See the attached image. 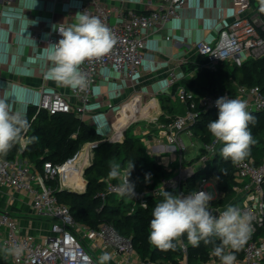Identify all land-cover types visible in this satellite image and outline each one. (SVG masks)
Instances as JSON below:
<instances>
[{"label": "built area", "instance_id": "built-area-1", "mask_svg": "<svg viewBox=\"0 0 264 264\" xmlns=\"http://www.w3.org/2000/svg\"><path fill=\"white\" fill-rule=\"evenodd\" d=\"M147 1L153 5V9L123 10L121 22L115 23L112 22V17L116 9L106 0H82L80 12L100 18L115 35L117 42L102 58L85 61L80 66L86 84L82 88H71L70 96L75 97L76 103H72L66 93L48 91L42 85L37 112L46 110L50 115L61 112L76 113L83 118L93 94V87L102 70L109 67L127 78H136L146 57L149 30L162 27L171 19L180 17L181 10L187 4V0ZM263 1L233 0L235 18L221 29L218 38L215 41L199 40L194 44L196 53L205 59L199 65V69L206 67L215 71L221 64L242 66L247 61L264 57V13L261 6ZM67 27L69 25L66 23H58L46 36L34 35V37L47 46L55 44L62 38L59 31ZM176 81V73L171 71L169 84L174 85ZM222 96L246 101L249 112L264 111V91L260 85H238L233 93L224 91L204 95H198L192 90L179 86L176 90V98L185 104V112L177 115L168 124L159 122L156 117L153 122L158 128L157 131L147 129L140 133L149 155L151 153L181 155L180 163L176 168L172 166L175 158L169 157L165 162V170L175 171L176 177L162 179L160 186L153 188L143 190L134 188L135 195L132 197L136 204L147 207L149 197H161L163 189L167 192L173 190L171 192L179 196H187L197 191L207 192L206 173L201 175L202 183L198 186L195 182L192 189H189L187 181L197 170H205L221 161L222 156L219 151L221 145L213 137L209 142L202 140L195 133L194 126L200 120L202 113L218 111L215 101ZM118 111L115 104H107V114ZM138 119L139 117L131 122ZM183 134L193 138L198 144L196 161L188 166L183 165L184 153L187 151ZM108 140L122 142L124 137L122 135L117 139L111 136ZM101 141L85 143L89 145V160L93 158L94 149ZM81 148L63 163L54 164L51 160L44 161L41 169L27 159L22 160L21 154L15 159H6L0 155V186L28 194L36 216L48 223V233L40 238L33 233L23 232L16 216L8 210H0V247L3 250L12 246L23 249L19 256L9 255L12 264H100L85 245V240L102 242L112 247L115 253L125 255L130 262L132 258L131 264H164L158 260L140 258L132 239L120 234L112 224L102 223L93 228L77 221L69 206L58 200L55 193L57 189L67 190L72 187L66 183V173L69 164L78 158ZM54 179H58L59 182L56 187L49 184V180ZM129 179L132 183L131 177ZM233 180L234 195L224 203L222 199L225 193L219 189L216 179L222 197L210 201V209L218 215L228 205H232L251 216L253 230L243 246L242 256L235 252L236 264H264V156L259 162L255 157L249 156L242 163L236 164ZM106 182L107 192L119 195L122 176L116 181L106 180ZM148 194L151 195L147 196ZM182 240L183 244H179L183 251L181 264H190L187 243L184 237ZM199 264H220V261L211 258Z\"/></svg>", "mask_w": 264, "mask_h": 264}, {"label": "crops", "instance_id": "crops-1", "mask_svg": "<svg viewBox=\"0 0 264 264\" xmlns=\"http://www.w3.org/2000/svg\"><path fill=\"white\" fill-rule=\"evenodd\" d=\"M106 1L116 9L112 17L115 23L121 22L123 10L153 9L147 0ZM81 3L82 0H37L33 8V0H0V99L5 97L12 86L37 95L38 102L29 103L27 113L30 106L38 105L40 88L44 85L48 91H62L72 103L77 102L75 97L70 96V87L47 79L46 73L51 64L41 59L43 48L47 45L38 41L34 35L46 36L56 24L62 22L71 26L76 22L75 15L81 13ZM234 18L233 0H187L180 17L171 19L162 27L149 30L146 57L136 78H127L109 67L102 70L82 119L96 128L102 136L100 140L111 136L118 139L122 135L125 139L129 134L140 136L141 131L145 130L140 127L131 129V120L137 117H146L147 124L151 125L146 128L157 131L153 122L156 117L183 114L185 104L176 98V88L184 87L186 80L202 70L199 69L200 56L194 50V44L199 40L215 41L221 29ZM29 36L37 46L27 42ZM171 71L176 73L177 81L174 85L169 84ZM109 103L115 104L119 111L107 114ZM87 146L82 144L81 151L85 147L87 150ZM23 150L19 152L21 159H27L37 166L22 154ZM164 154L151 153L150 157L163 167L169 157L175 158L172 166L176 168V155ZM89 164H82L84 184L86 180L83 170ZM84 184L79 188H83ZM0 210H8L16 216L23 232L33 233L40 238L48 233V223L36 216L26 193L0 186ZM85 242L100 264L132 263V258L130 262L125 255L115 253L112 247L102 242Z\"/></svg>", "mask_w": 264, "mask_h": 264}, {"label": "trees", "instance_id": "trees-1", "mask_svg": "<svg viewBox=\"0 0 264 264\" xmlns=\"http://www.w3.org/2000/svg\"><path fill=\"white\" fill-rule=\"evenodd\" d=\"M261 6L264 13V1ZM199 60L201 63L205 61L202 57ZM184 84L186 89L192 90L198 95L224 91L233 93L238 85H260L264 91V57L247 61L242 66L221 64L215 71L205 67L191 79L186 80ZM250 113L256 118V122L249 125L253 138L256 140L251 148L250 156L255 157L259 162L264 156V111ZM175 117V115L167 117L160 115L158 121L168 124ZM26 118L30 123L27 136L38 137V140L28 144L22 154L34 161L39 169L42 168L43 162L46 160H51L54 164L63 163L77 153L82 144L102 138L93 125L84 121L76 113L61 112L50 115L46 110L37 112V106L32 105L26 113ZM217 118L218 111L216 110L202 113L200 120L194 126L195 133L202 140L211 141L212 136L207 129V124ZM20 149L19 145L14 146L7 155L1 156L6 159H14ZM148 157L149 154L141 136L129 134L122 142L102 140L94 149L92 164L84 172L85 178L88 180L87 189L82 192L57 189L55 193L60 202L69 206L77 221L93 228L102 223H109L120 234L130 237L140 258L158 260L164 264H181L183 251L179 244L174 250L162 251L148 241L153 208L164 197L150 196L147 207L136 204L134 209H122L121 197L123 196L108 193L106 189V180H117L109 177L110 165L113 163H119L122 167L125 162L128 165L133 162L134 167L130 177L138 190L143 189V179H146V174H153L155 177L158 175L157 173L162 176L168 174L161 164L155 161L150 162ZM235 165L222 157L220 162L212 164L207 169L197 170L188 179L187 185L189 189L194 188L195 178L204 173L206 176H214L218 181L219 189L225 193L223 202H228L234 195L232 186ZM49 184L54 187L58 186V179L49 180ZM184 238L188 247L190 264H199L200 261L205 262L212 257L218 259L211 255V249L214 246L212 243L201 242L198 247H193L188 243L186 235ZM211 239L215 244L220 243L217 237ZM242 251L243 248L237 252V255L242 256ZM0 264H8L1 254Z\"/></svg>", "mask_w": 264, "mask_h": 264}, {"label": "clouds", "instance_id": "clouds-1", "mask_svg": "<svg viewBox=\"0 0 264 264\" xmlns=\"http://www.w3.org/2000/svg\"><path fill=\"white\" fill-rule=\"evenodd\" d=\"M36 4L37 0H33V8ZM75 20L71 26L62 28L59 31L62 38L44 47L41 54V59L51 64L46 73L47 79L72 89L82 88L86 84L80 66L85 61L102 58L117 42L115 35L100 18L77 13ZM27 38L29 44L37 46L30 36ZM36 102L37 95L17 86H12L0 99V155H7L17 145L24 149L38 140V137L27 136L30 123L26 118L27 105ZM215 106L218 108V118L208 122L207 129L221 145L219 151L223 159L240 164L250 156L251 148L256 143L249 129L256 118L247 111V103L242 99L222 96L215 101ZM133 167L132 162L122 174L119 163L110 165V178L122 176L118 193L121 196L135 195V185L129 179ZM150 175L146 174V179H150ZM161 194L164 198L153 208L149 224L148 241L151 245L162 251L174 250L178 244H183L182 238L186 235L193 247H198L201 242L212 243L211 255L217 257L220 264H236L235 252L243 248L253 230L249 214L242 213L232 205L218 215L214 214L210 201L215 196L210 192L197 191L179 196L163 189ZM212 237L219 238L220 243L215 244ZM22 251L19 246L4 249L5 255L12 256H19Z\"/></svg>", "mask_w": 264, "mask_h": 264}, {"label": "rangeland", "instance_id": "rangeland-1", "mask_svg": "<svg viewBox=\"0 0 264 264\" xmlns=\"http://www.w3.org/2000/svg\"><path fill=\"white\" fill-rule=\"evenodd\" d=\"M147 123H148L147 118L146 117H141L138 120L133 122V125L131 126V129L140 127V129L147 130L146 127H149V126L151 127V125L150 124L148 125ZM145 130H142L141 133L144 132ZM130 133H131V131H130ZM259 136H261V135L259 134ZM182 137L184 139L185 145L187 146V151L184 153V163H183V165L184 166H188L189 164H192L193 162L196 161L195 159H196V157L198 155V148H197L198 144L194 141L193 138H189L186 134H183ZM167 155H168V153L164 154V156H167ZM175 157H176V162H175L174 166L177 167L179 165V163H180L181 155L176 154ZM151 158L152 157H150V155H149L148 159L150 160V162L151 161L153 162L154 159L153 158L151 159ZM92 159L93 158H90V162H91L90 164H92ZM128 167H129L128 163L125 162L124 165L121 167V171L122 172L127 171ZM175 173H176L175 171L168 172V174L166 176L165 175L162 176L159 173H157L158 175L156 177L152 174L150 176V179H143V182H144V188L143 189H149V188H153L155 186H160L162 179H166V178H169V177L170 178H174V177H176ZM85 180L86 181H85V184H84L83 188L81 187V188L77 189L78 190L77 192H82V191H85L87 189L88 180L86 178H85ZM195 181H196V184L199 186L202 183L201 176H197L195 178ZM171 191H173V190H170L169 193L174 195L175 193H173ZM206 191L212 193L215 196V199L222 197L220 191L218 190L216 178L214 176H208V186L206 187ZM71 192H73V191H71ZM121 200H122V204H123L122 209H124V208L134 209V207L136 206V201L131 196H126L125 195V196L121 197ZM85 245H86V242H85ZM0 254H1L2 258L5 261L8 262V264H12V261H11L9 255H5L4 250H2L1 248H0ZM200 263H203V262L200 261Z\"/></svg>", "mask_w": 264, "mask_h": 264}, {"label": "bare ground", "instance_id": "bare-ground-1", "mask_svg": "<svg viewBox=\"0 0 264 264\" xmlns=\"http://www.w3.org/2000/svg\"><path fill=\"white\" fill-rule=\"evenodd\" d=\"M88 148L89 147L87 146V150L85 147L83 151H80L78 158L68 166V171L66 173V183H69L70 186H72L71 189H78L79 186H82L84 184L82 164L87 165L90 162V153Z\"/></svg>", "mask_w": 264, "mask_h": 264}, {"label": "water", "instance_id": "water-1", "mask_svg": "<svg viewBox=\"0 0 264 264\" xmlns=\"http://www.w3.org/2000/svg\"><path fill=\"white\" fill-rule=\"evenodd\" d=\"M90 165H91V164H89L87 167H89ZM87 167H86V168H87ZM86 168H85V169H86ZM84 172H85V170H84ZM194 174H195V173H194ZM194 174H193V175H194ZM68 190H69V191H73V192H77V191H78V190H76V189H68ZM150 195H151V194H148L147 196H150Z\"/></svg>", "mask_w": 264, "mask_h": 264}]
</instances>
